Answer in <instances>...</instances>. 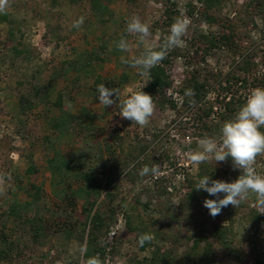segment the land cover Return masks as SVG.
<instances>
[{
	"label": "rangeland",
	"instance_id": "rangeland-1",
	"mask_svg": "<svg viewBox=\"0 0 264 264\" xmlns=\"http://www.w3.org/2000/svg\"><path fill=\"white\" fill-rule=\"evenodd\" d=\"M254 1L221 0L209 10L215 22H208L201 15L203 0H104L107 9L100 11L93 10L91 0H9L0 12V264H85L89 227L85 233L77 227L71 238L58 227L66 220L84 222L81 211L87 199L79 190L87 174L100 185V193L91 191L92 210L100 211L110 224L102 239L106 253L97 264H160L153 261L157 252L180 262L191 258L189 264L264 261V219L255 227L250 212L264 213L254 196L233 208L231 249L211 235L214 224H229L230 205L212 217L204 201L217 196L188 198L187 179L198 181L203 169L207 174L214 170L215 180L229 183L242 175L231 157L199 165L188 159L200 150L202 140L192 109L184 107L177 94L176 109L169 102L154 101L150 122L141 127L123 118L119 108L120 100L142 91L149 81L121 57L139 56L148 47L158 49L177 19L187 18L190 25L183 46L167 52L177 55L169 69L174 87L197 66L204 46L200 36H219L227 32L229 22L244 32L242 48L255 50L260 61L263 20L256 15L252 24L244 13L246 4L254 7ZM81 17L83 25L74 27ZM132 17L150 26L151 36L143 43L126 31ZM121 38L127 40L128 52L117 49ZM89 52H99L101 61L89 59ZM234 60L219 50L200 67L201 75L209 70L208 77L214 76L207 98L214 110L219 106L214 100L225 94L214 83L216 74L230 71ZM258 70L262 76L264 68ZM98 80L114 83L107 87L119 94L110 97L114 105L99 103ZM60 93L65 110L83 117L87 130L58 135L52 129V119L60 113L54 105ZM145 166H158V174L140 175ZM255 168L264 174V156L257 157ZM68 195L75 196V206L68 204ZM11 208L18 215H9ZM128 215H139L152 232L144 250L127 228Z\"/></svg>",
	"mask_w": 264,
	"mask_h": 264
},
{
	"label": "trees",
	"instance_id": "trees-1",
	"mask_svg": "<svg viewBox=\"0 0 264 264\" xmlns=\"http://www.w3.org/2000/svg\"><path fill=\"white\" fill-rule=\"evenodd\" d=\"M221 0H203L205 11L201 14L205 20L208 22H215V17L209 14V10L216 7ZM255 6H251V4H246L244 13L247 16V20L252 24H254L253 18L258 15L262 17L263 20V29H262V37L261 39L264 41V0H256L254 1ZM93 10H105L107 9L104 4V0H91ZM2 21H6L7 18H2ZM227 32H223L219 34V36L210 34L205 35L202 34L200 38L202 39L203 48L201 50V55L197 59V66L194 68L193 72L186 76L179 87H174V81L171 77L170 67L174 60L177 58L175 52H169L166 55V58L161 61L160 64L153 67L150 70V74L148 75L149 81L146 88L142 91L151 95L153 101L156 102H169L173 109H176V101L173 99V95L177 94L179 99H181L183 106L192 109V117L193 122L196 124V130H198V135L202 139L204 138H212L219 142L220 140V129L225 121L231 120L234 118L235 114L239 111L241 106L245 103L246 98L250 91L254 88L260 87L264 88V73L262 76L260 75V71L258 70L259 66L264 68V55L260 57V61L257 60L258 56L255 53V50H252L250 47L242 48L240 43L242 35H245L244 32H240L237 28L232 24L228 23L225 26ZM246 30V29H244ZM245 38V36H244ZM255 46L253 43H251ZM161 47V46H160ZM160 47L156 50H159ZM226 51L233 55L236 60L233 61L232 69L227 73L219 72L216 74V83L218 87H220L224 91V95L221 97L219 94L218 97L214 100L216 104L219 106L214 110V105L207 98L209 96L210 91L212 90V82L214 79L208 77L209 70L206 71L208 74H202V70L204 68H200L202 63H207V57L216 54L217 51ZM96 54V55H95ZM103 54V53H102ZM195 54H199L197 51ZM99 52H89V59H96L101 61L99 58ZM90 61V60H89ZM192 62L191 59L188 60L186 65H190ZM90 62L86 63L89 65ZM199 67V68H198ZM204 71V70H203ZM119 83H122L121 81ZM104 84L106 87L112 88L114 83L111 82L105 83L98 80V84ZM171 92L169 93V91ZM187 90H192L193 95H186ZM169 94V96H168ZM220 101V102H218ZM33 103V102H32ZM31 103V104H32ZM54 105L59 109V115L52 119V129L58 134H68L73 133L76 130L85 131L86 127H83V117L77 116L69 111L65 110L63 106V96L62 94H58L57 102ZM218 118L215 120L213 118ZM81 129V130H80ZM264 131V128L261 129ZM50 164H53V160L50 161ZM202 164H211L209 162H204ZM82 167H80L81 169ZM83 169V168H82ZM56 172L61 174V171L58 169ZM204 173L200 174V178L203 176L209 175L215 180L216 172L211 170L208 174L203 169ZM86 183L84 187H80L79 192L84 193L86 203H90L89 207L87 204L82 208V215L84 216V222H69L66 220L63 222L61 226L64 235L67 238H71L74 235L77 229L82 227L83 233L86 232V228L89 227L88 237L86 240V250L84 255L85 264H97L98 259H101L106 253V245L103 244L102 239L104 240L107 237V232L110 229V224H108L105 220V217L101 214L100 211L93 212V207L95 201L91 200V191L100 193V185L95 180L94 176L87 174L85 176ZM199 178V179H200ZM198 179V180H199ZM189 186L191 188V192L188 194V198L194 200L199 195L200 201L210 197L209 194L203 189L197 190L195 187L198 181H193L187 179ZM38 193V192H37ZM77 191L75 194L77 195ZM39 193L37 194V196ZM71 195V194H70ZM66 196L68 199V204L72 207L75 206L74 198L75 196ZM93 201V202H92ZM229 212V224L228 225H220V223L214 224V231L211 233L212 238L216 239V241L226 249H231L232 245V236H233V208L234 206L230 205ZM251 222L256 227V225L264 219V216L259 215L256 211L251 210ZM9 215H18V210L15 208H11ZM135 220V224L133 223ZM34 222L35 219H33ZM31 220V221H33ZM259 220V221H258ZM33 223V222H32ZM40 228V232L43 231V226H38ZM37 227V228H38ZM78 227V228H77ZM127 228L131 233H135L137 235V239L140 241V237L142 235H150L152 239V232L149 231V227L143 221V219L139 216H127ZM105 230V232H104ZM44 232V231H43ZM151 244L150 241H146L143 245L140 246L142 250L146 249L147 246ZM196 244H199V240L196 239ZM211 245L207 246L208 251L210 250ZM160 251V250H159ZM156 257L153 261L158 262L160 264H189L191 258L187 261H176L173 259L171 255L160 254L159 252L154 254ZM255 264H264V261L256 260Z\"/></svg>",
	"mask_w": 264,
	"mask_h": 264
},
{
	"label": "clouds",
	"instance_id": "clouds-1",
	"mask_svg": "<svg viewBox=\"0 0 264 264\" xmlns=\"http://www.w3.org/2000/svg\"><path fill=\"white\" fill-rule=\"evenodd\" d=\"M9 5V0H0V12H4ZM84 23L81 17L74 22V27L80 28ZM190 20L187 18L177 19L170 28V33L164 40L159 50L148 47L139 56L130 59L121 57V62L132 68L139 70V74L147 76L150 70L161 63L166 58L167 52L173 48L181 47L184 44L183 36L187 32ZM128 34L139 37L141 43L150 36V26L141 21L139 17H132L127 23ZM121 52L129 51V44L126 39L121 38L116 45ZM99 103L105 107L116 103L110 97L116 96L115 89H109L104 84H100L96 89ZM192 90H187L186 95H193ZM120 115L141 127L149 124L155 104L151 95L139 90L130 92L119 102ZM264 88H254L248 94L245 103L241 106L234 118L225 121L220 129L219 143L212 138H204L200 141V150L193 151L188 159L195 165H199L210 160L224 162L228 157L232 158L233 165L242 170V175L234 182H224L222 180H211L208 175L198 180L196 189H203L209 195L218 198L206 199L204 207L209 210V214L215 217L221 213L222 208L232 205L238 207L241 202L248 200L250 196L255 197V204L264 213V174H259L255 168L258 156H264ZM158 166L149 168L145 166L140 175L158 174ZM2 183V181H0ZM223 193V198L219 194ZM150 235H142L140 244L150 241Z\"/></svg>",
	"mask_w": 264,
	"mask_h": 264
}]
</instances>
